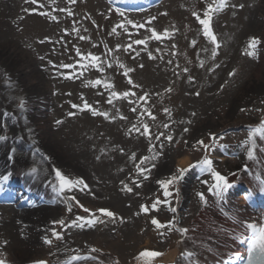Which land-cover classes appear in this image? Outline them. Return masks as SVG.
<instances>
[{
	"label": "rangeland",
	"instance_id": "obj_1",
	"mask_svg": "<svg viewBox=\"0 0 264 264\" xmlns=\"http://www.w3.org/2000/svg\"><path fill=\"white\" fill-rule=\"evenodd\" d=\"M16 2L0 0V47L12 43L27 53L35 71L46 81L47 89L29 90L31 83L16 77L17 67L0 60V100L3 99L0 128L7 135L12 129L18 131L17 124L12 122L19 116L28 137L24 145L31 154V165L43 166L48 184L57 180L55 172L59 170L73 181L82 178L88 186L77 184L62 191L66 200L60 202L59 210L47 221L48 231L38 238L44 251L34 259L49 263L50 254L47 256L46 252L57 249L49 234L55 226H61L53 222L63 220L65 239L80 235L79 241L84 242L73 246L74 253L102 251L119 264H143L138 262V254H134L140 246L146 245L150 251L157 247L166 254L179 245L180 251L174 256V261L177 260L189 249L181 248L182 222L202 202L198 193L221 203V197L228 196L233 205L246 200L238 199L244 184L240 189L232 186L227 190L229 193L217 196L216 181L199 166L169 185L168 196L157 182L178 175V168H188L205 159L211 160L212 169L231 185L240 182L242 175L248 177L246 170L252 168L248 154L252 152L253 140L264 133V0H226L225 7L211 13L210 26L218 48L204 35L193 13L203 19L209 5L216 8L219 0H162L140 12L118 11L107 0L74 3L37 0L35 18L25 22L23 28L29 33H20L28 39L19 37L17 29L24 26L20 18L24 13L23 4ZM53 16L57 19L53 20ZM152 29L158 34L166 32L167 38L155 39ZM81 36L85 39H80ZM252 38L259 43L255 54L249 55L253 51L249 48ZM136 40L146 43L137 45ZM77 49L84 57L89 53L99 57L96 63L102 71L93 67L90 57L81 60ZM127 69L134 71L126 77L123 73ZM129 78L134 82L131 85ZM97 80L101 83L95 84ZM105 83L114 88L104 87ZM31 91L35 93L31 95ZM112 91H131L135 95L118 99L111 96ZM145 94L146 100H140ZM109 98L112 103L107 102ZM34 103L36 108L29 106ZM85 103L107 113L108 118L93 115L84 108ZM3 107L9 115L16 113V117L11 115V122L5 121V114H1ZM39 109L43 113L36 115ZM145 124L151 137L143 134ZM38 127L48 132V142L60 149L64 161L57 163L50 152H45L47 157L41 151L42 135ZM161 133L164 135L160 136ZM165 136H171L172 141L168 142ZM14 150L23 154L20 146H14ZM143 157L149 159L142 163ZM183 157L187 163L180 165ZM46 163L50 166L44 167ZM140 168L150 171L141 174ZM125 185L132 192H127ZM157 200L158 210H153ZM141 205L148 206L149 212H142ZM85 208L104 221V226L96 231L95 240H89L88 233L97 225L83 228L72 225V219L90 216ZM99 209L114 212L115 220L101 216ZM144 217L149 218L146 223ZM153 218L166 227L157 229L151 223ZM19 234L18 243L26 231ZM117 237L123 242L116 240ZM45 238L52 242L45 243ZM127 241L129 250L123 249ZM5 247L6 241L0 240V254H4ZM157 259L153 258L151 264H159Z\"/></svg>",
	"mask_w": 264,
	"mask_h": 264
},
{
	"label": "bare ground",
	"instance_id": "obj_2",
	"mask_svg": "<svg viewBox=\"0 0 264 264\" xmlns=\"http://www.w3.org/2000/svg\"><path fill=\"white\" fill-rule=\"evenodd\" d=\"M16 1L18 4H23L22 12L24 13V16L20 17L21 21H24V26L18 28L17 30L19 34L21 31L27 34L29 32L26 29H23L25 27V22L35 18L33 17L34 11L30 12L27 10H34L35 3L30 2V0ZM75 24L78 25V23ZM33 28L36 29L37 27L33 26L32 29ZM32 34L33 33H31L30 36L34 37ZM19 37H26L28 39L26 35L22 34H20ZM0 60L5 61L6 64L12 68L17 67L16 70L17 73L18 71L19 73L16 77H18L21 81L25 80L27 84L31 83V85L28 87L29 90L34 89L37 91L41 90V88L47 89L46 81L41 75H39L37 71H35L31 57L27 56V53L18 49L14 44L8 43L0 47ZM35 91H31L29 93L32 95L35 93ZM0 101H3V99ZM42 103L39 102L40 105ZM35 105L36 103L29 106H34V108H36L37 105ZM4 109L5 107L2 108L3 111L1 114H5V121L11 122L13 119L12 117H16V113L13 111L11 117L7 110L5 111ZM40 112L43 113L41 109L36 110L35 114L37 115V113ZM35 120H38L37 117L33 119L32 123L35 124ZM12 123L17 124L19 128L18 131L12 129L10 134L7 135L6 132L4 133L0 128V183H2L1 175H4L5 172H12L15 175L22 176L24 178L23 181H25L26 184L28 183L30 186L34 187L39 186V189L42 191V199H45L49 194L47 187L54 186L53 188L58 191L60 181L57 178L55 182L51 181L52 183L50 182V184H48V178L46 179L43 166L38 167L31 165V154L30 152L26 151L24 145V142L28 139V137L26 136L27 134L25 135L26 131L21 125L20 117L17 116V118ZM38 128L40 129V135H42L43 138H41V151L44 154L45 152H50L51 158L57 163L58 161L61 162L62 159L64 161V155L60 149L54 144L48 142V132H46V130L42 127ZM254 143H256L255 146ZM14 146L22 147L23 154L15 151ZM252 147V156L250 158L252 160V168L249 167V169L246 170L249 173L247 178L242 175V180H240V182L238 181V185L244 184L246 187L245 192H247L244 193V195L238 197V199L247 197L248 199L246 203L236 202L233 205V201L229 199V197H223L221 203L217 199L211 200L207 196H204V200H202L201 203L196 204L191 214H189L187 217H184V222H182L181 235H184V237L181 241V248L183 250L186 248L189 249H186V253L180 255L177 260L174 261V256L178 253V251H180L179 245L173 250L168 251L166 254L160 252L159 248L156 247L154 251L162 253V255L157 259L160 260L159 264H233L238 259V255L242 254L241 244H243L245 240L249 239L264 222V209L262 208L260 210L253 208L255 205H260L264 202V133H262L259 138L253 140ZM259 147L260 149H258ZM256 148L258 150H256ZM46 156L48 157V155ZM185 163H187V158H181L179 164L182 165ZM46 166L49 167L50 165L46 163L44 167ZM33 169H35V171H33ZM189 182L190 181L187 180V184ZM3 183L4 185H7L6 182ZM19 189L21 190L22 194L26 193V195H31V190L28 191V189H25V191H22V188ZM19 189H15L14 192L18 193ZM12 192L9 194L14 193ZM229 192L230 191H228V193ZM27 198L30 199L28 196ZM58 210L59 206L54 204L52 206L44 205L34 209L25 208L21 210H14L13 208H7L6 210L1 211L0 233L2 234L0 235V240L6 241V247L4 249V254H0V261H3L4 264H29L33 261H36V259H34L35 255L44 251L42 246H39L38 244V238L41 234L48 231L46 229L47 221ZM148 220V217H144V223H146ZM73 221H76L77 223H83V221H79L78 218H74ZM248 223L255 224L256 230L253 231L248 229ZM96 225L97 227L92 228L88 233L89 240L97 239L96 231L99 230L98 227L104 226L103 223H97ZM74 227L78 228L76 226ZM54 228L57 232H62L61 226H55ZM185 229L187 230L186 232L182 231ZM25 231L26 235L21 236L22 240L20 243H18L16 236L19 235L20 237L19 233H23ZM23 237L25 240H23ZM49 237H53L52 232L49 234ZM236 237H241L242 239L238 240ZM65 238L66 237L64 235L60 240L55 238L57 241L54 243L57 244V249L46 252L47 256L48 253L50 254L49 261H52L50 264H60V261H58L56 258H59L60 260L65 259V261L67 260V263L71 264H119L112 255L102 251L96 254L76 256V254L72 251V248L73 246H78L79 243H84L83 241H79L82 239V237L77 235L75 237L76 239L72 240ZM116 240L123 242L121 237H117ZM128 245L129 241L125 242L123 244V249L126 248L129 250ZM86 246L89 245L86 244ZM144 250H148L146 245L140 246L138 251H136L134 254H139ZM123 254L125 253L123 252ZM74 257H79V259H76L72 263V260L70 259H73ZM56 261L58 262L55 263ZM141 261V259L138 260L139 263H141Z\"/></svg>",
	"mask_w": 264,
	"mask_h": 264
},
{
	"label": "snow or ice",
	"instance_id": "obj_3",
	"mask_svg": "<svg viewBox=\"0 0 264 264\" xmlns=\"http://www.w3.org/2000/svg\"><path fill=\"white\" fill-rule=\"evenodd\" d=\"M30 2L36 3L37 0H30ZM71 2L74 3L75 0H71ZM225 6H226V0H219V6L216 7V8H213L212 5H209L208 11H206L204 13V17L205 18H203V19H201L196 13H193V15L198 20L199 24L202 26L204 35L206 37H208L211 40V42L216 45L217 48L219 47V44L217 43L216 37H215L214 33L212 32L211 26H210V24H211V18H212L211 17V13L220 11ZM27 11L32 12L34 10H27ZM61 11H63V9H61ZM40 14L41 15H47L46 13H40ZM69 15H72V13L69 12ZM52 19L55 20L57 18L53 16ZM140 27H143V25H141ZM151 31H152L153 37L155 39H157V40H160L162 38H167V33L166 32L164 34H158L155 29H152ZM113 32H115V29H113ZM80 39H85V37L81 36ZM41 42L43 43L44 41H41ZM135 43L137 45H142V44H145L146 42L144 40H136ZM258 43H259V41L256 38H252L250 40V42H249V48L252 49L253 51L249 52L248 53L249 55H254L255 54V48L258 45ZM127 47L128 48H131V45H128ZM125 50H127V49H125ZM76 52H77V55L80 56L81 60H84V59L90 57L91 62L93 64V67H96L97 69H99V70L102 71V68H100V65L96 63L97 61H99V59H100L99 57H97L95 55H92L91 53L88 54V57H84L80 53L79 49H77ZM216 54H217L216 53V50L213 49V56H215ZM149 58L150 59H153L154 58V57L151 56V53H149ZM63 67H72V65H63ZM82 67H87V65H82ZM109 67H111V65H109ZM120 67L123 68L124 65H120ZM140 67H143V65H140ZM130 71H134V69H127V70H125L124 73H123V75L127 77L128 76V73ZM184 71H187V69H184ZM230 75H232V73H230ZM100 83H101L100 80L95 81V84H100ZM128 83L131 85L134 82L131 80V78H129L128 79ZM104 87H106V88H114V85L105 83L104 84ZM137 87H138V85H137ZM168 91H171V89H168ZM134 95H135V93L134 92H131V91H125L123 93H118V92H115V91H112L111 92V96L112 97H116L118 99H120V98L127 99L128 97L134 96ZM146 95L147 94H145V96L139 97V99L140 100H146ZM197 95H199V93H197ZM107 102L108 103H112L111 98H109V100ZM130 103H131V101H130ZM73 107H78V106L77 105H73ZM84 108L87 109V110H89V111H91L93 115H102L105 118H108V114L107 113L98 112L95 109H92L91 106L88 105L87 103H85ZM131 111L136 112V108H132ZM165 111L167 112L168 110L165 109ZM149 115L152 116L151 113H149ZM121 119H126V117H121ZM152 119H155V116H152ZM143 127H144V133L143 134L146 135V136L151 137V133H150V130H149L148 125L145 124V125H143ZM165 127H167V125H165ZM137 131H139V129H137ZM185 131H187V129H185ZM163 135H164L163 133L160 134V136H163ZM160 136H157L155 138L156 139H160ZM165 139L168 142H171L173 138L171 136H165ZM198 143H200L202 145L203 144V141H199ZM161 147H162V145H161ZM251 156H252V153L249 152V157L251 158ZM134 158L135 157L133 156V159ZM152 158L155 159L156 157H152ZM148 159H149L148 157H143V158H141V162L143 163L144 161H146ZM197 166L201 167V170L202 171H208L213 176L214 180L216 181V183L214 184V190H215V194L217 196H223V194L230 187L233 186V185H231L228 182V180H227L226 177L222 176L219 172H215L212 169V161L211 160L205 159L203 161H200L197 165H189L188 168H178L177 169L178 175L171 176L167 181H158L157 183L161 184V186L165 189V196L170 195V193L168 192L169 185H171L173 183H177L180 180H182L183 177H184V175L188 171H190L193 167H197ZM153 167H155V165H153ZM33 171H35V169H33ZM139 171H140L141 174H143L144 172L150 171V169L140 168ZM55 174H56V177L60 181V190L61 191H63L64 189L71 190L77 184H83L84 185V188H87L88 187L87 184L83 181L82 178L80 180L73 181L70 178H66L59 170H56ZM145 178L147 179L148 177H145ZM5 179H7V177H5ZM139 186L140 185H137V187H139ZM125 190L127 192H132V188H129L126 185H125ZM210 191H213V189H210ZM198 195L200 196L201 200H204V196H203L202 193H198ZM73 199H75V198L73 197ZM158 203H160L159 200H157L156 203H154L152 205V209L153 210H158L157 207H156V205ZM164 203H167V201H164ZM83 210L85 212H89L90 213V216L88 218L78 217V220L79 221H83V223H77L76 221H73V225L74 226L81 227V228H83V227H93L97 223H103L104 222L99 217H96L95 214L91 213V210L86 209V208L83 209ZM170 210L172 212H175L176 211L175 208H170ZM69 211H71L70 208H69ZM98 211L101 213V216H106L108 218H111L112 220H115V218H116V214L114 212H112L111 210H108V209H99ZM141 211L144 212V213H148L149 212L148 206L141 205ZM56 223H59L61 225V227H64L65 226V222L63 220H60L58 222L57 221H54L53 222V224H56ZM151 223L157 229L166 227V225L160 223V221L158 219H156V218H153L151 220ZM171 223L172 222L170 221L169 222V225ZM247 228L250 229V230L255 231L256 230V225L253 224V223H248L247 224ZM182 231L186 232L187 230L185 229V230H182ZM52 235L57 240L62 239V234L59 233V232H57L55 230V228H53V230H52ZM236 239L241 240L242 238L241 237H236ZM51 242L52 241L50 239L45 238V243H49L50 244ZM92 251H97V250L96 249H92ZM253 253H256L255 259L257 261V264H264V227H261L259 229V234L252 241V245H251V247L249 249V264H252V260H253V255L252 254ZM161 255H162V253H160L158 251L144 250V251H142V252H140L138 254V258L143 261V264H151V260L153 258L159 257ZM189 255H191V254H189ZM73 259H79V257H74ZM0 264H4V262L3 261H0ZM33 264H47V262L46 261H35V262H33Z\"/></svg>",
	"mask_w": 264,
	"mask_h": 264
}]
</instances>
